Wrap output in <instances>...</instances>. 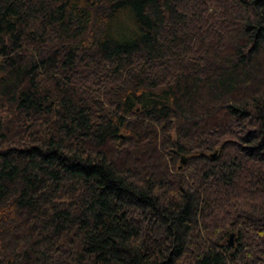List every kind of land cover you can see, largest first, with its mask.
<instances>
[{
    "label": "trees",
    "instance_id": "1",
    "mask_svg": "<svg viewBox=\"0 0 264 264\" xmlns=\"http://www.w3.org/2000/svg\"><path fill=\"white\" fill-rule=\"evenodd\" d=\"M0 264H264V0H0Z\"/></svg>",
    "mask_w": 264,
    "mask_h": 264
},
{
    "label": "water",
    "instance_id": "2",
    "mask_svg": "<svg viewBox=\"0 0 264 264\" xmlns=\"http://www.w3.org/2000/svg\"><path fill=\"white\" fill-rule=\"evenodd\" d=\"M184 161H185V158L181 157V162H184ZM234 240H236L235 234L234 233H230L229 234V238H228V243H229L230 246H232L234 244Z\"/></svg>",
    "mask_w": 264,
    "mask_h": 264
}]
</instances>
